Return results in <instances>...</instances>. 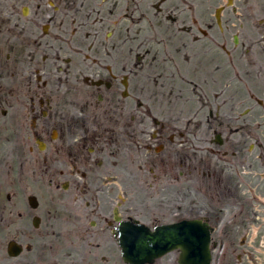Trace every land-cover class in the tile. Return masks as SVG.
Instances as JSON below:
<instances>
[{
    "label": "flooded vegetation",
    "instance_id": "obj_1",
    "mask_svg": "<svg viewBox=\"0 0 264 264\" xmlns=\"http://www.w3.org/2000/svg\"><path fill=\"white\" fill-rule=\"evenodd\" d=\"M2 1L0 264H125L120 227L184 220L256 264L264 0Z\"/></svg>",
    "mask_w": 264,
    "mask_h": 264
},
{
    "label": "water",
    "instance_id": "obj_2",
    "mask_svg": "<svg viewBox=\"0 0 264 264\" xmlns=\"http://www.w3.org/2000/svg\"><path fill=\"white\" fill-rule=\"evenodd\" d=\"M209 233L194 221L156 229L144 227L120 230L123 259L130 264H151L158 257L180 250V264H209Z\"/></svg>",
    "mask_w": 264,
    "mask_h": 264
},
{
    "label": "rangeland",
    "instance_id": "obj_3",
    "mask_svg": "<svg viewBox=\"0 0 264 264\" xmlns=\"http://www.w3.org/2000/svg\"><path fill=\"white\" fill-rule=\"evenodd\" d=\"M3 5V1L2 0H0V11H1V6ZM20 20V27L21 26H23L24 24H26V20H24L23 18H20L19 19ZM5 23H11V20H8V19H5L2 15H0V33L1 34H3V35H5V28L4 27H7V24H5ZM4 27H3V26ZM134 52H136V51H134ZM2 53H1V49H0V64H1V60H2V58H1V55ZM154 54V53H153ZM244 64H245V58H244ZM186 65V67H187V64H185ZM228 71H230L229 69H228ZM5 77V78H7V76H5V75H1L0 74V78H2V77ZM12 81V78L11 79H5L4 80V82L6 83V84H8L9 85V83ZM1 82L2 81H0V84H1ZM185 88V90H187V86H185L184 87ZM245 97V96H244ZM243 97V99H245ZM182 106L185 108V109H187V107H188V105L187 104H184L183 102H182ZM185 112H187V111H185ZM184 112V113H185ZM187 116V114L185 113V114H183V117H186ZM0 126H1V124H0ZM199 199H203L202 197H199ZM190 202V195L187 193V197H186V200H184L182 203H181V208H180V210L183 212V214H185V215H189V214H191V211H189V209H188V206H189V203ZM249 229H251V230H249V242H248V244H250V241H251V239L253 238V232L255 231V230H259V225H255V226H252V228H249ZM264 236V228H261L260 229V231H259V235H258V238L255 240V243L253 244V248L254 249H251V251H252V253H253V255H254V258H258L257 260H258V264H264V262H263V256H261L260 255V250H261V248H260V240H261V238ZM249 248V247H248ZM250 250V249H249ZM244 261H242V263H243ZM244 264H251V263H249V262H247V261H245L244 262Z\"/></svg>",
    "mask_w": 264,
    "mask_h": 264
}]
</instances>
